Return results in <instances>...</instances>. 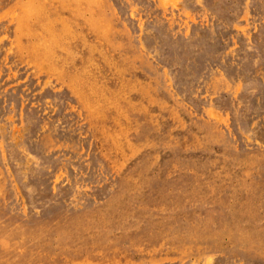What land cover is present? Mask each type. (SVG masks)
Masks as SVG:
<instances>
[{
  "label": "rangeland",
  "instance_id": "374dc122",
  "mask_svg": "<svg viewBox=\"0 0 264 264\" xmlns=\"http://www.w3.org/2000/svg\"><path fill=\"white\" fill-rule=\"evenodd\" d=\"M0 264H264V0H0Z\"/></svg>",
  "mask_w": 264,
  "mask_h": 264
},
{
  "label": "bare ground",
  "instance_id": "6f19581e",
  "mask_svg": "<svg viewBox=\"0 0 264 264\" xmlns=\"http://www.w3.org/2000/svg\"><path fill=\"white\" fill-rule=\"evenodd\" d=\"M107 6V5H106ZM94 7V6H93ZM96 9V8H95ZM20 16V15H19ZM29 24V23H28ZM29 27V26H28ZM26 28V27H25ZM28 29V28H27ZM42 31V30H41ZM45 33V32H44ZM52 50V49H51ZM29 51V50H28ZM30 60V59H29ZM112 69V68H111ZM108 130V129H107Z\"/></svg>",
  "mask_w": 264,
  "mask_h": 264
}]
</instances>
